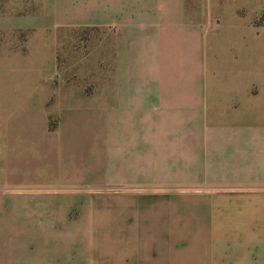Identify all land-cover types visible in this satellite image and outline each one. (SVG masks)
Here are the masks:
<instances>
[{
  "label": "crops",
  "instance_id": "obj_1",
  "mask_svg": "<svg viewBox=\"0 0 264 264\" xmlns=\"http://www.w3.org/2000/svg\"><path fill=\"white\" fill-rule=\"evenodd\" d=\"M58 3L108 36L70 81L45 76L55 32L0 27V264H264V32L190 0Z\"/></svg>",
  "mask_w": 264,
  "mask_h": 264
},
{
  "label": "rangeland",
  "instance_id": "obj_2",
  "mask_svg": "<svg viewBox=\"0 0 264 264\" xmlns=\"http://www.w3.org/2000/svg\"><path fill=\"white\" fill-rule=\"evenodd\" d=\"M58 1L0 0V27L23 33H31L32 28L36 33L55 32V38L45 39L47 42L55 40L56 43L50 45L53 47V67L47 69L45 76L81 81L91 76L93 58L90 56H100V45L107 39L108 31L90 27H58V23L63 22L70 11L69 7ZM190 3L195 6L199 17L206 12L210 19L217 15L216 9L221 10L216 33L237 35L240 42L253 39L256 44V41H260L264 32V0H190ZM226 10L231 13L224 12ZM242 36L244 39L240 38ZM36 45L33 44V47ZM50 46L47 44V51ZM84 88L87 92L91 87Z\"/></svg>",
  "mask_w": 264,
  "mask_h": 264
}]
</instances>
